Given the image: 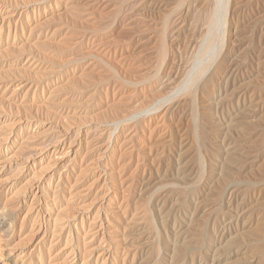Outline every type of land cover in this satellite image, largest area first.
Returning a JSON list of instances; mask_svg holds the SVG:
<instances>
[{
  "label": "bare ground",
  "instance_id": "1",
  "mask_svg": "<svg viewBox=\"0 0 264 264\" xmlns=\"http://www.w3.org/2000/svg\"><path fill=\"white\" fill-rule=\"evenodd\" d=\"M127 3L129 4V1ZM111 4L112 0H84V3L80 2L71 6L70 12L68 11L69 15L73 17H71L73 21L81 23V27L84 26V29L80 27L82 30L80 29V32L77 33L78 29L75 30L76 27L74 29L72 27L71 30L73 32L66 33L65 40L74 39L73 37L81 34L76 38L79 42L73 45L76 46V44L78 45L84 41V60L91 58L95 60V62L90 61L91 63L85 66V80L86 77H94L95 74L93 72L96 68H101L103 65L107 68L108 75H110L108 76L109 79H105L106 81H104L102 80L104 77H102L99 80L96 76L99 81L97 80L98 82L95 81L97 82L95 83L92 80V83H95L92 95L97 100H95L97 103L96 108L98 110L103 107L106 108L105 111L109 110V113L113 114L111 118L115 116V120L109 122V118L106 120L108 123L100 122V119H98L100 120L99 122L95 120V124L88 126L84 131L80 129H66L65 137H59L53 133L48 135L45 133L44 135L46 137L42 144V147L45 149L44 151H46L45 154L49 158L55 159V157L65 154L73 155L71 160H68L69 156H64L63 159L53 164L57 168L59 165H62L67 174V182L69 183L67 186L68 198L72 204H76V207H69L70 210L66 208L68 211H71V209L72 212L73 210L75 211V215H72V217L69 215L70 220L76 221L79 217L78 215H82L83 211L87 214L92 213L89 231L87 232L89 237H85V242L88 241L89 243L93 242L99 236V232L102 231L101 222L103 212L101 210H103V204L107 202V205L110 206L109 211L111 212L108 211L109 215L117 210L121 212L122 209H125L124 211L122 210L123 215L127 213L129 207L131 208V200L136 199L131 194L133 193L132 191H129L126 202H124L125 200H122V198H126V195L124 196L122 194L123 196L118 198L116 193L114 196H110L107 192L108 189L106 191L104 190L105 185H103L104 180H102L103 175L101 174L103 171H101L100 165L101 154L107 151L112 145L119 147V141L117 137L113 138L111 141L112 145L110 146H105L101 141L105 136L107 140H111L112 130H110V123L115 124L130 121L135 118L133 116L137 115L136 113L141 111L138 117L142 116L140 113L142 114L143 112V115L147 119L146 124L149 126L146 130L145 141L141 147L145 151L143 154L145 159L141 167L142 189L149 183L153 173H158L163 169V174L173 171L170 174L176 181H187L189 177H197L200 179V184L197 187L186 191H181L180 189L167 191L156 202L155 206L158 208L156 213L159 224L161 227L169 224L171 226L169 228L171 230L169 236L171 243L169 241L162 242L164 249L162 254L159 253L155 261L153 260L154 264H222L221 261L223 259L224 264H264V195H262L264 193V131L258 134L259 132H256L253 128H249L250 126H245L248 122L245 124L243 122L244 118H246L244 117L245 113H249L251 118H255L257 114L264 112V98H261L263 96V90L261 88L262 85L264 87V81L261 82V86L258 87L257 85L254 88L251 86L253 83L249 85V81L244 83L245 81L242 79L243 74L249 70V66H251V70L255 68L254 74L256 77L260 74L264 75V20L260 16L262 14L264 17V0H133V2L127 5L126 9H124L126 4L124 5V2H122L121 6L123 8L118 6L117 8L114 7L110 12H106ZM255 16L256 18L252 21L253 26H250L251 30L248 35V37L252 36L253 38H251L255 39V42L253 45H251L252 43L250 44L252 46L251 48H249L250 46L248 47V50L251 49V53L249 51L245 52L247 46L240 50L241 47L238 48V42L243 41L241 33L244 31L245 27L243 28V26L246 24V20L249 19L248 17L253 18ZM106 30L114 32L113 35H116L114 38L116 41H119L118 44L113 42L107 45L108 42H105ZM55 33L58 32L55 30ZM240 37L241 39H239ZM66 46L69 45L67 44ZM131 46L133 49L144 48L146 51V48L149 47L147 50H152L143 59V66L139 65V67L134 68H139V71L145 72L134 78L131 74L135 72L132 69L135 64L131 65L129 62L132 56L130 52L134 51ZM10 49L13 48L11 47ZM18 49L20 50V48ZM248 53H250L249 59L246 58ZM79 60L81 61V59ZM94 65L96 67L95 69ZM147 65L149 66L148 68ZM148 69L150 70L147 71ZM114 73H118L119 76H115V78L117 77L116 79L112 78L114 80L113 82H108L110 81V77L115 75ZM92 79H95V77ZM87 80L85 82L89 83ZM103 83L104 85L112 83L109 84V87L104 92H107L109 88L110 90L113 88L112 92L117 94L116 98L118 95H121L117 101H109L107 99L108 102L105 104L104 102L107 100L100 102L102 101L101 95L103 94V91L100 92V87H102ZM86 89L88 87H84V90ZM87 91L89 92V90ZM249 91H251V95L247 97ZM105 94L107 96V93ZM181 95L184 97L180 99ZM88 98H91V96ZM125 99L128 101L127 105H129L127 108H124V101L122 102ZM234 102L235 104L233 105L235 108L228 109L230 103ZM146 105L148 107H144ZM212 108L215 109L212 110ZM223 108L225 112H223ZM218 110H221L220 113H218ZM161 111H163V114L159 117L157 114ZM157 119L160 120L156 122ZM261 119L263 120V118ZM131 121L133 123L134 120ZM139 124L138 126L141 127ZM230 128H238L239 135L232 136L230 134L232 132ZM234 132L236 133V131ZM137 134V131H134L132 137ZM83 138L84 146H87V150L85 149L84 151V158L82 157L76 163L75 160L80 157L78 154L82 150L81 142ZM194 147H197V149ZM50 150L51 152H49ZM186 152H188V155L192 154V157L196 158L198 162L197 166L189 163V161L183 162ZM41 153L43 152L41 151ZM202 154H205L204 156H207L209 162H211L210 171H207L208 167H205V169L202 168V163L204 164L201 159ZM34 155L37 158L36 153L29 156ZM88 155L91 158L88 159ZM83 159L84 167L83 163H80L83 162ZM4 162L1 161L0 163ZM258 162V169L261 173L259 172L258 179L253 178L254 181H251L253 183L239 185L238 182L232 181V179H237V176L246 169L247 165ZM31 164L34 165V163ZM3 168L4 165L0 167V169ZM123 171L124 169L121 172L123 173ZM213 179L216 180L212 182ZM83 182L89 183L86 186L84 184L82 187L81 184ZM100 182L102 184L98 186ZM131 183L125 189L131 188L133 186ZM142 189L139 190L137 195H134L140 197L143 192ZM150 190L153 191L152 188ZM92 191V198L88 200ZM57 193L55 192L53 206L59 204ZM251 194H255V200L251 199ZM119 199L121 202H119ZM259 200H262L263 204L259 203ZM182 214L187 217L185 222H181L179 219V215L181 216ZM113 215L118 214L113 213ZM8 217L9 210L1 206L0 228L9 222L7 221ZM80 218L83 219V216ZM125 218L127 219V215H123L124 222L122 225L119 224V227L118 225L117 228L109 227L110 236L107 239L111 240L110 243L113 242L112 246L120 252L125 251L127 246L132 244V233L137 230H143L146 233L153 227L149 218L138 219L141 221L140 223L136 222L138 220H132V218V221L126 222L127 220ZM67 224H70V222ZM137 225L142 226L136 229ZM6 229L5 232L9 234L14 228L9 222L8 228ZM191 231H194L196 234L192 235ZM140 234H142V231ZM146 234L147 237L144 239V245L140 244L144 246V249L134 251L132 255L133 257L142 259L141 264H149L152 261L150 255L152 256L155 250V246L153 245L155 244L153 243L155 239H153L155 237L154 233ZM108 245L105 243V240H102L97 248H93L95 253L90 252L91 254L98 252L96 258H99L100 261L106 257L105 255L110 248ZM170 248L172 249L171 251H169ZM128 249L130 250L129 246ZM205 249H209L208 253L204 251ZM119 251H115V253L113 251V253L118 256L120 254ZM157 252L158 250L155 254ZM159 252L161 251L159 250ZM20 254L17 253V258L14 261L15 264L18 262L25 264V260L21 261ZM69 255L72 256L71 253ZM74 258L72 256L71 260ZM117 260L116 258L112 263L116 264ZM83 262L86 264L85 261ZM68 263H71V261Z\"/></svg>",
  "mask_w": 264,
  "mask_h": 264
},
{
  "label": "rangeland",
  "instance_id": "2",
  "mask_svg": "<svg viewBox=\"0 0 264 264\" xmlns=\"http://www.w3.org/2000/svg\"><path fill=\"white\" fill-rule=\"evenodd\" d=\"M127 1H129V4L133 2V0L132 1L127 0ZM127 1L125 2V0H112V4L109 6L106 12L112 11L114 7L117 8L118 6H121L122 2H124V5L126 4L124 6V9H126L127 5H129ZM80 2L84 3V0H0V139H1L0 140V145H1L0 146V162L5 161L4 162L5 164L0 163V167L4 165V168L0 169V207L2 206L9 210V217L7 221H9L14 228L11 230L10 232L11 234L10 233L8 234L5 232V230H7L6 228H8L9 222L3 225L4 227L2 226L0 228V254H1L0 264H15L14 261L17 258V253L18 254L21 253L19 255L20 259L21 261L25 260V264H61V263L67 264L70 261L72 264H82L83 261H85L86 264H113L112 262L115 261L116 258L118 259L117 260L118 262L116 261V264H133V263L141 264L142 259L138 257L137 258L133 257L132 255L134 254V251H137V250L141 251V249H144V246L142 245H144L143 244L145 241L144 239L147 237L146 233L148 234L154 233L155 237H153V239L154 238L156 239V236H157L156 240L155 239L154 240L152 239V240L154 241L153 243H155L153 244L155 246L154 249L156 250V248H158L157 249L158 252L155 254L157 250L156 251L154 250V253H152V256L150 255V257H152V261L150 258L151 262L149 263V264L151 263L154 264L156 256L159 253L162 254V251L164 249L162 247L164 246L163 243L166 241L170 242L169 236H170V231H171L169 229L171 228L170 224L164 227H161V225L159 224V219L157 217L158 215L156 213L158 208L155 206L156 202L167 191H172L173 189L174 190L180 189L181 191L191 190L192 188L197 187L200 184L199 183L200 179L197 177L196 178L189 177L188 178L189 182L188 180L187 181H181V180L176 181L173 178V176H171L170 174V172L172 173L173 171L163 174L162 173L164 170L163 169L162 171H160L161 173L160 172L153 173L152 178L149 181V183L142 189L141 167H142V162L145 159L143 155L145 151L141 147L143 145V142L145 141L146 130L149 126H147L146 124L147 119L143 115V112L142 114L140 113V115L142 116H139L142 120L138 117L139 112L141 111H139L138 113L135 112L137 115L133 117L135 118L137 117V118L131 119V120H134L133 123L131 120L127 122H123V123L122 122L115 123V124L110 123L111 125L110 130H112L111 140H107L105 136L102 139L101 143H104L105 146H108V145L110 146L112 145V142H111L112 139L117 137L119 141L118 146L120 148L114 147L112 145L110 146V148H108L107 151H104L105 153L103 152V154H101L100 165H101V171H103L101 174L103 175L102 180H104L103 185H105L104 190L106 191L108 189L107 192L109 193L110 196H114L115 193L118 198H120L123 195L124 196L126 195V198L125 197H123L124 199L122 198V200H125L124 202H126L129 191L133 192L131 194L136 199L131 200L132 209L129 207L130 209L128 208L127 213L123 214V215H127V219L125 218V220H127L126 222L130 221L131 218L132 220L133 219L142 220L144 218L146 219L149 218L153 227L151 228V230H149L146 233L143 230H137L134 233H132L133 234L131 238L132 244L128 245L130 250L128 249V246L125 245L127 246L125 251L120 252L119 250H116L114 246H112L113 242L110 243L111 240H107V239L110 236L109 227L112 226V227L117 228V225L119 227V224L120 225L123 224L124 220H123L122 212L125 209H122L123 211L120 209L121 212H119V210L113 212L114 214H118V215H113V213L109 215V212H111L109 211L110 206L107 205V202L103 204L102 205L103 210H101L103 212V218L101 222L102 231L100 230L101 232H99V236L93 242H89V243L88 241L85 242L86 241L85 237L86 238L89 237V234H87V232L89 231L88 229L90 227L89 224L92 218V213L87 214V213H84L83 211L82 215H78L79 217L78 219H76V221L70 220L71 218L69 217V215L72 217V215H75L74 214L75 211L73 210L72 212V209L71 211H68L70 210L69 207H76V204L75 203L72 204L68 198V194H67L68 187L67 186L69 183L67 182L68 181L67 176H66L67 174L64 170L65 168H63L62 165H59V167L57 168L53 164L54 162L63 159L64 156L65 157L69 156L68 160H71L73 155L65 154L59 157H55V159L49 158L48 156H46L45 154L46 151H44L45 149L42 147V144L46 137V135L44 134L46 133L48 135L50 133H53V134H56V136L65 137L67 130L80 129L84 131V129H87L88 126H92L93 124H95V120L97 121L98 119H100L101 121L98 120L97 122L100 121L104 123H108V121L111 122L112 120H115V116L111 118L113 114L109 113V110H107L108 112L105 111L106 108L103 107L99 110L98 108H96L97 100L92 95L94 84L97 83L100 80V78L104 77L102 78V80L104 81L109 79L108 76L110 75H108L109 72L107 71V68H105L104 65L101 68H96L94 65V69L96 68L93 72L95 74L94 75L95 79H92L94 78L92 76L93 75L92 73L91 78L86 77V80L88 78L87 81H89V83L91 82L90 83L91 85L89 83H86L85 76H84V68L92 61L95 62V60L92 58L84 60V48H85V44L83 43L84 41L82 43L80 42V44L78 45L76 44V46L73 45L74 43L79 42V40L76 38H78L81 34H79V36L73 37L74 39L65 40V36L68 34V32H73V30H71L72 27L73 29L76 27L75 30L78 29V32L74 31L77 33L80 32L81 28L84 29V26L81 27L82 26L81 23L79 22L77 23L73 21L72 20L73 17L69 15V12H70L69 10L71 6L75 5L76 3H80ZM65 8L68 10H66ZM121 8H123V6H121ZM260 16H261V19L264 20L263 15L260 14ZM248 18L250 20L249 19L246 20V24H245L246 26L245 25L243 26V28L244 27L245 28H244V31H242L241 33L243 41L238 42V48L241 47L240 50L246 48L247 46L246 48L247 50H245V52L246 51L250 52L251 49L248 50V47L250 46L249 48H251L252 47L251 45H253V43L255 42V39H252L253 38L252 36H251L252 38L250 36L248 37V35L250 34L249 31L251 30V27L253 26L252 21L256 18V16L253 18L252 17H248ZM83 20H84V17H83ZM247 24H249L248 25L249 27L247 26ZM55 30L58 33H55ZM113 34H114L113 31L106 30L105 42H108L107 45L113 42H116V44L119 43V41H116L114 38L116 37V35L114 36ZM250 38L254 41H252ZM239 39H241V37ZM67 44L69 46H66ZM37 45L39 46L37 47ZM11 47L13 49H10ZM18 48H20V50ZM131 48L133 49L132 46ZM148 48L149 47L146 48V51L144 50V48H140V49H133L134 51L130 52V55L132 56L129 59V62L131 65L135 64V66L132 67V69L135 71L133 74H131L133 78L145 72V71H139V68L138 69H134V68H137L139 67V65H142L143 59L149 53L152 52V50H147ZM58 49L59 51H57ZM20 51L22 52L20 53ZM250 53H248L246 57L247 59H249L248 57H250ZM79 59H81V61ZM59 60L61 61V63H59L60 62ZM148 67L149 66L147 65V68ZM249 67L248 69L251 70V66ZM102 68L103 70L104 69L106 70L103 71ZM149 70L150 69H148L147 71ZM249 70L246 71L242 76V79H244L245 81L244 83L249 81V85L253 83L251 86L254 88L257 87V85L258 87L261 86V82L264 81V75L260 74L258 77H256V75L254 74L255 68L254 70L252 69L253 71L252 70L249 71ZM97 73L98 75H103V76H98ZM114 74L115 75L111 76L110 81L108 82H113L114 80L112 78L116 79L117 77L115 78V76H119L118 73H114ZM96 76L97 78H99V80L96 78ZM92 80L93 82L97 80L98 81L93 84ZM64 84L67 87V88L65 87L66 89L64 88L65 86ZM109 84H112V83H109ZM109 84L107 85L106 84L104 85V83L103 85L100 84L102 85V87H100V92L103 91V94H102L103 96L101 95L102 101L100 102H104L107 99L109 101H112V100L117 101V99L120 98L121 95H118V97L116 98L117 94L112 92L113 88L111 90L109 88L107 92H104L107 89V87H109ZM84 87H88V89L84 90ZM87 90L91 92L89 93ZM261 90H263L262 91L263 96L261 98H264L263 85H262ZM84 91H86L87 93L86 92L84 93ZM105 93H107V96L109 97H107ZM250 95H251V91L248 92L247 97H249ZM90 96L91 98H88ZM181 97H184V96L181 95L180 99ZM108 100L105 101L104 104L107 103ZM123 101H124L123 106H125L124 108H127V106H129L127 105L128 101L126 99L122 100V102ZM233 104H235V102L230 103V106H228V109H233L234 107ZM75 105H76V108H75ZM147 105L151 106L150 104H147ZM147 105L144 107H148ZM214 109L215 108H212V110ZM218 111H219L218 113H220L221 110H218ZM223 112H225L224 108H223ZM262 113L264 114V112H261L256 115L257 117L254 116L255 118H251L249 113H245L244 117L246 118H244L243 122L244 124L248 122L245 124V126H248V127L250 126L249 128H253L256 132L258 131L259 132L258 134H260L261 131H264L263 129L264 128V115ZM162 114H163V111H161L157 115L161 117ZM253 114H256V113H253ZM260 117L263 118V120ZM107 119L109 120L106 121ZM159 120L160 119H157L156 122H158ZM138 124L142 128L139 127ZM113 125H116V126H113ZM135 129H138V130H135ZM230 129L232 131L230 133L232 136L239 135L238 128H230ZM131 131L133 133L134 131H137L138 134L132 137L133 133ZM234 131L238 133L236 134ZM41 136H43L44 138ZM120 143H122L121 146H120ZM81 144H82L81 146L82 150L80 151V154H78V156L80 155V157H78L75 160L76 163L79 162L82 157L84 158L83 156L85 155L84 151L85 149L87 150V146L86 147L84 146V138ZM194 148L197 149V147H194ZM32 150H35V151H32ZM41 151L43 153H41ZM49 152H51V150ZM33 153L34 154L36 153L37 158L35 157V155L31 157L29 156ZM185 155H186L185 160L183 161L184 163L186 161H189V163H192L194 166H197L198 162L195 157L194 158L192 157V154L188 155V152H186ZM204 155L205 154H202V158H201L202 162H204V164L202 163V166H203L202 168L205 169V167H208L207 171H210L211 162H209L207 156H204ZM129 156H132V157H129ZM27 157L30 158L29 161ZM40 158L42 159L40 160ZM87 158L88 159L91 158L90 155H88ZM82 161L83 162H80V163H83V167H84V159ZM31 163H34V165H32ZM123 164L124 165L126 164V165L124 166ZM13 165L14 166L17 165V166L14 167ZM258 165H259V162L256 164L247 165L246 169L240 175L237 176L238 180L232 179V181L238 182L239 185H246V184L253 183L251 181H254V179L256 178L258 179L259 178L258 176L261 173L260 170L258 169L259 168ZM103 169L105 170V172ZM123 169L124 171L122 173L121 171ZM215 180L213 179L212 182H214ZM57 181H60V182H57ZM88 183L89 182H85V183L83 182L81 186L83 187L84 184L86 186ZM129 183H131V185L133 186L130 185L131 188H128L129 190L125 189ZM154 183H155V186H154ZM101 184L102 182H100L98 186H100ZM184 185L186 186L184 187ZM161 187L163 188L160 189ZM151 188L153 189V191L150 190ZM141 189L143 190L142 195L140 197H136L135 195H137L139 193V190ZM159 189L161 190V192ZM57 191L59 192L57 193ZM55 192L58 194V197H59V204L57 206H53L54 205L53 199H55ZM92 194H93V191L90 197L88 198V200L92 198ZM251 195H252L251 199L255 200L256 199L255 194H251ZM262 195H264V193ZM262 200H259L260 201L259 203L263 204L264 200L263 201ZM119 202H121L120 199H119ZM65 215L69 218H67ZM81 216H83V219L80 218ZM185 217L186 216H184L183 214L181 216L179 215L180 221L185 222L187 219V217L186 218ZM140 220L136 222L140 223L141 222ZM66 222L67 223L70 222V224H67ZM70 225H72L71 228H70ZM141 226L137 225L136 229H138ZM57 229L58 231H56ZM207 229L209 230L208 227ZM141 231H142V234H140ZM194 234L196 233L193 231L192 235ZM102 240H105V243L107 245L109 244L108 246H110V248L108 250L109 252L107 251L109 255L106 253L105 255L106 257H104V259L99 261V258L98 259L96 258L97 257L96 254H98V252H96V254H93L95 253L94 252L95 250L93 248H97L98 244L102 242ZM107 241L109 242L107 243ZM15 243H17L18 245ZM158 243L159 245H157ZM87 245L88 247H86ZM70 250H71L70 253L72 254V256L75 257L74 258L75 260L74 259L71 260L72 256H70L69 255L70 253H68ZM159 250L161 252H159ZM171 250L172 249L170 248L169 251ZM90 251L93 253L91 254ZM113 251L114 253L115 251H119L120 254H118L117 256V254H114ZM204 251H207L206 253H208L209 249H205ZM125 256L127 257L125 258ZM71 263H68V264H71ZM221 263L224 264V259L221 261ZM16 264H20V263L18 262Z\"/></svg>",
  "mask_w": 264,
  "mask_h": 264
}]
</instances>
